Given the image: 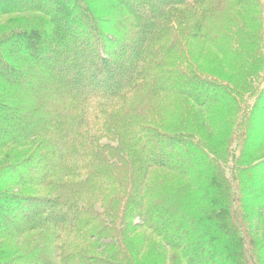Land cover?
I'll return each mask as SVG.
<instances>
[{"label":"trees","instance_id":"16d2710c","mask_svg":"<svg viewBox=\"0 0 264 264\" xmlns=\"http://www.w3.org/2000/svg\"><path fill=\"white\" fill-rule=\"evenodd\" d=\"M2 1L23 15L0 25V242L30 240L0 264H264L260 0H121L148 3L127 66L90 0ZM193 45L221 65L203 71Z\"/></svg>","mask_w":264,"mask_h":264},{"label":"rangeland","instance_id":"374dc122","mask_svg":"<svg viewBox=\"0 0 264 264\" xmlns=\"http://www.w3.org/2000/svg\"><path fill=\"white\" fill-rule=\"evenodd\" d=\"M27 2H25V4H34L35 2L39 1V2H43L45 5H51L53 6L54 3L53 1L54 0H26ZM110 2H112L113 4L116 5V7L118 8V11L117 14H118V17H113L111 18L109 15L106 16V14L104 13H100L99 11V8H97V5H96V2L95 0H90V7L93 9V11L97 14V16L103 18V17H106V19H103V20H106L105 24H104V27L106 28V30L108 32H110V34L113 33V35L117 36L116 39L118 40V42L116 44L119 43L120 41V45L117 47V49H111L110 51L112 53H116L118 55V57L120 58V60H125L124 61V65L127 66V57L129 56V54L132 53V48H133V45L136 44V47H138L141 43V38L139 37L140 33H139V30L138 29H132L131 27H134L136 25H138V23H144V18L147 17V11L146 10L148 7H147V4L148 3H138L136 5V7L138 9H136V7L134 8H129V10L131 11V13H128L126 7L124 6L125 4L124 1L123 3L121 2V0H109ZM261 4L264 5V0H260ZM20 3H23L22 1L20 0H17V4H20ZM87 3V2H86ZM88 4V3H87ZM2 5H6L5 2H0V6ZM9 5V4H8ZM58 6V5H57ZM123 8L125 9V11L127 12V24H126V28H123L121 27V24H123V22L119 21V19H116V18H119V14H120V9ZM23 14L22 13H18V12H11V13H6V14H1L0 15V25H6L7 23H9L10 20H12V22H18L20 21L21 19V16ZM16 20V21H15ZM146 21V20H145ZM127 25H130L131 27L129 28ZM137 32L139 34H137ZM80 35H81V31H80ZM133 35V36H132ZM51 36V35H50ZM53 37V36H51ZM133 37V38H132ZM138 37V39H137ZM78 38V36H77ZM193 39V38H191ZM123 40V41H121ZM137 41V42H136ZM123 42V44H122ZM130 52V53H129ZM123 58V59H122ZM191 58L192 60H194V63H196V65H198L203 71H210V69L212 68V63H213V66H217L218 63H220L221 65V59L217 53V50L215 48H213L212 46H202V47H196V46H191ZM216 62V64H214ZM65 72V71H64ZM118 84V81H116L115 84L113 85H117ZM19 191H23L25 193L29 192V193H36L38 195H41V194H45V189H43V187H27V188H23L22 189H18ZM135 223H138V219L135 218L133 220V224ZM132 226V225H130ZM67 228V227H66ZM66 231V230H65ZM261 231L264 232L263 228H261ZM32 233H34V237H37L38 234H45L46 233V230H44V228H40V229H37V230H34L32 231ZM63 237L61 239V244H65L66 248L67 249L69 247V244L67 245L66 241H69L71 242V240L69 238H75V236L77 235V232L74 231L73 227L71 229L68 230L67 232V235H66V232H63ZM52 235V233H50ZM59 235H61L60 233H58ZM127 234L128 236H131L133 240H135L136 243H139V241H141V239H143L144 243L146 246H147V249H150L151 247H156L158 249H161L163 248L162 246V243L161 241L159 240V238L157 236H154L152 234V232L148 229H145L144 227H139L137 228L136 230L134 229H131L129 228L127 230ZM263 235V234H262ZM69 239V240H68ZM87 242H93V246H95V248H103V245L101 246V242L100 241H96L94 240L93 238L90 239V237L87 236ZM30 240L29 238V234H25L23 235L22 237H16V238H8L2 242H0V262H3L5 259H8L9 258V261H10V257H6L8 255H11V254H14V251L11 252L10 249L12 250H19L22 248V246L27 243L28 241ZM64 241V242H63ZM139 246V245H137ZM149 246H151L149 248ZM64 249V248H63ZM98 249H94L93 250V253L96 252V254H99L100 251H96ZM169 253V258L172 259L174 257V254L175 252L173 250L171 251H168ZM155 254V252L153 253V255ZM15 255H18L15 254ZM63 255V254H62ZM155 256V255H154ZM16 259L19 258V256H15ZM12 259V258H11ZM14 259V261L16 260ZM180 264V263H178Z\"/></svg>","mask_w":264,"mask_h":264}]
</instances>
